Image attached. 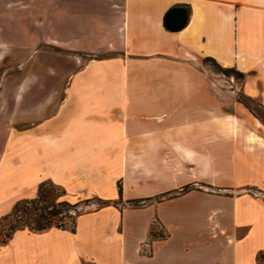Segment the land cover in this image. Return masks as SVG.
Wrapping results in <instances>:
<instances>
[{
	"label": "crops",
	"instance_id": "obj_1",
	"mask_svg": "<svg viewBox=\"0 0 264 264\" xmlns=\"http://www.w3.org/2000/svg\"><path fill=\"white\" fill-rule=\"evenodd\" d=\"M175 4L189 15L172 30ZM36 19L38 37L111 67L122 89L39 97L0 73V219L45 179L109 202L89 199L74 230L16 228L0 264H264V123L193 60L242 71L241 91L264 107V0H0V66L34 43Z\"/></svg>",
	"mask_w": 264,
	"mask_h": 264
},
{
	"label": "rangeland",
	"instance_id": "obj_2",
	"mask_svg": "<svg viewBox=\"0 0 264 264\" xmlns=\"http://www.w3.org/2000/svg\"><path fill=\"white\" fill-rule=\"evenodd\" d=\"M49 12L52 14V10ZM44 15L42 14L40 25L45 19ZM52 18L53 17H51V20ZM37 24L38 19L34 22V27H30V36L35 37V40L33 41L34 43L23 47L15 43L9 57L10 60H8L9 62H12V65L9 67L0 66V73L5 70V68L6 72H9L12 84L11 90L13 92L25 93L27 91H35L38 92L37 96L42 97L51 91L67 92L69 90H97L100 89L99 86H104V88L107 86V88L111 89H122L120 76L118 73L113 75L114 73L111 72V67L101 63L84 65L83 61L77 59L74 49L67 47L64 44H60L53 39L38 37L39 34L40 36H42V34L40 26ZM49 30L50 31L47 32V34H49L48 36L53 37L52 28ZM57 36H59V34H57ZM193 60L202 71L212 76V78L213 76L217 78L215 87L222 91L223 97L228 94L237 97L240 101L243 99L247 100L248 105L250 106L249 110L255 116L264 119V107L261 105L260 101L256 99H248L241 91V75L236 72L235 67L226 68L219 64L214 58H208L207 56L202 55H199L196 58L194 57ZM100 75H104L106 80L108 78H110V80H107V82H101V79H99ZM21 78H23V81L20 82ZM77 79L83 80L84 82L77 83ZM86 79H88V82L85 81ZM212 85H214V83H212ZM37 98L38 97H36V99ZM56 105L57 103L51 102L49 107L54 108ZM118 183L120 182L117 181V184ZM107 189L110 191V186ZM61 197L70 202L76 201L73 198H68L64 194ZM89 199L92 200L95 206L109 202L108 199L97 198V196L81 199L77 206L70 207L64 214L63 222L70 226L76 210H80L81 212L93 208L94 205L88 203ZM146 201H148L147 198L135 199L129 201V203L143 205ZM13 222L14 216L12 214L0 219V238L5 236V233L9 231L10 223Z\"/></svg>",
	"mask_w": 264,
	"mask_h": 264
},
{
	"label": "trees",
	"instance_id": "obj_3",
	"mask_svg": "<svg viewBox=\"0 0 264 264\" xmlns=\"http://www.w3.org/2000/svg\"><path fill=\"white\" fill-rule=\"evenodd\" d=\"M208 58H213L207 56ZM234 68V67H226ZM238 74L243 75L242 71L235 69ZM248 99H251L247 97ZM252 100V99H251ZM247 107V100H241ZM264 123V119L260 117ZM64 189L54 183L50 179H45L38 184L37 192L32 197H24L18 199L11 212L5 214L3 217H7L10 214L14 216V222L10 223L9 231L5 233V236L0 238V241L6 240L10 236L13 230L19 227H28L33 230H40L50 226H68L63 222V216L72 206H77L79 201L70 202L61 196L64 194ZM118 192L121 194V184L118 183ZM80 213V210H76L71 220L70 227L75 229V218ZM262 254H257L260 257Z\"/></svg>",
	"mask_w": 264,
	"mask_h": 264
},
{
	"label": "water",
	"instance_id": "obj_4",
	"mask_svg": "<svg viewBox=\"0 0 264 264\" xmlns=\"http://www.w3.org/2000/svg\"><path fill=\"white\" fill-rule=\"evenodd\" d=\"M189 15L188 9L182 4L171 6L164 16V25L172 30L181 28L187 22Z\"/></svg>",
	"mask_w": 264,
	"mask_h": 264
},
{
	"label": "built area",
	"instance_id": "obj_5",
	"mask_svg": "<svg viewBox=\"0 0 264 264\" xmlns=\"http://www.w3.org/2000/svg\"><path fill=\"white\" fill-rule=\"evenodd\" d=\"M158 223L156 219H153V224ZM158 232V235H164L165 233L163 231H159V229H156ZM152 233L141 239L138 243L137 250L140 254L143 255H150L152 253Z\"/></svg>",
	"mask_w": 264,
	"mask_h": 264
}]
</instances>
